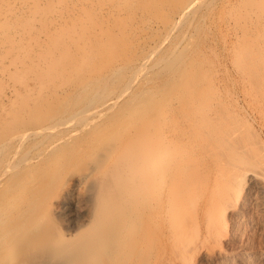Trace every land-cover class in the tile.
I'll list each match as a JSON object with an SVG mask.
<instances>
[{"label": "bare ground", "instance_id": "bare-ground-1", "mask_svg": "<svg viewBox=\"0 0 264 264\" xmlns=\"http://www.w3.org/2000/svg\"><path fill=\"white\" fill-rule=\"evenodd\" d=\"M29 1L38 6L20 9ZM61 1H44L50 19L34 15L53 37L13 31L29 37V50L14 43L6 56L11 30H0V75L13 82L0 114L9 132L0 139V264H149L162 216L168 232L177 229L195 197L182 182L164 186L204 158L201 174L246 179L261 196L264 162L193 43L199 11L214 0ZM222 7L240 31L234 46L244 42L232 50L244 94L264 121V0ZM122 34L134 44H120ZM43 36L52 38L45 46Z\"/></svg>", "mask_w": 264, "mask_h": 264}, {"label": "rangeland", "instance_id": "rangeland-1", "mask_svg": "<svg viewBox=\"0 0 264 264\" xmlns=\"http://www.w3.org/2000/svg\"><path fill=\"white\" fill-rule=\"evenodd\" d=\"M23 1L25 0H0V30L7 28L11 30L10 40H4L3 42L7 50L5 55L13 50L16 51L17 47L11 48L14 43L26 46L27 50L30 48L29 37L24 38L13 33L18 28H32L33 33L36 31L34 35L38 33L37 30H42V32H49L51 37L54 36L49 21L43 20L39 22V17L34 16L35 14L40 16L47 15L48 19H50L48 13H43L45 0H37L38 6L30 8L31 2L29 1L30 3H27L29 5L20 9L21 6L26 5ZM95 1L100 6L105 7L122 5L120 3L116 4L119 0ZM160 1L162 0H153L152 2L155 4ZM65 2L66 0H62L60 3L64 5ZM224 2H231V4L235 5L238 0H224ZM222 3L223 0H214L210 9L199 11L200 13L202 12L201 16L199 12V14L196 12L197 15L196 13L194 14L197 18L200 16L203 19L198 18L199 23L197 29H195L193 43L198 45V51H201L200 54L202 53L201 55L206 63H209L207 66L209 68L211 66L206 78L210 80L211 84L214 83L220 89L221 93L219 94H222V100L225 99L223 102L227 104H224L225 108L229 110L227 111L238 123L243 137L248 143L252 144L258 160L261 159L264 162V121L261 119L255 105L249 103L244 94L243 78L238 72L232 57L233 46L239 37L240 31L237 29L238 27H234L233 23H231L228 11L222 7ZM62 8L59 4V9L61 10ZM6 9L16 11L14 13L16 15L3 17V12ZM133 14L129 15L131 19L135 17V14ZM73 18L71 16L67 17L68 22L66 24L73 26ZM130 18H125L124 15H121L117 20H121L122 23L126 20L124 23L127 22L129 24ZM108 20H113V18H109L108 15L103 18V22H108L109 28L111 23ZM117 23L121 24V22ZM64 25L62 24L61 26ZM64 31L65 29L60 31L61 36ZM40 35L43 34L41 33ZM252 35L256 37L254 33ZM44 38L45 36L37 39L39 45L42 43L45 46L52 39L48 37L44 40ZM11 40L12 42L9 45ZM118 41H120V44H130L133 40L122 34L119 36ZM132 43L134 44V41ZM238 44L240 46L243 45V40H239L237 47L234 46V49L239 48ZM34 45L37 44L33 43L31 46L37 53L38 49ZM136 57L131 59L135 60ZM2 58L3 60L5 59L4 57ZM5 61L7 62V59ZM5 61L4 64H6ZM27 64L30 67L37 65L36 63L29 64L28 62ZM12 83L0 75V114L5 106L8 107L9 88ZM16 85L18 84L16 83ZM61 95L60 97L56 96V99L60 100ZM6 130L0 128L1 140L5 137ZM8 135L6 134V136ZM24 146L21 147L24 148ZM23 148H20V150ZM201 159L202 157H200L198 162ZM207 159L204 158V160L199 162L200 166L203 164L204 167H202L204 169L206 168L205 165L210 161ZM198 162L197 164H199ZM195 167L187 169L185 171L187 174L183 178L177 181H170L164 186L165 189L174 188L175 185L180 187L179 183L182 182L181 186L183 188L187 187L186 192H184L187 194L186 196L192 197L195 194V197L193 196L192 200H190L191 202L189 203L191 205L187 204L186 212H183L176 219V221L180 220V225L177 229H172L168 232V228L164 224L169 219H166L167 215L162 216L164 223L162 221L154 232L153 249L151 251L153 253L150 256L149 264H264V192H261V196H259V193L255 192L254 184L252 182L249 184L243 178L240 179L241 182L236 179H233V182L232 178L229 179V177H224L225 180L220 178L224 180H222L223 183L215 182L216 174L206 173L205 171L201 174L202 167L197 166L199 168H196L197 170ZM188 175L189 178L186 177ZM244 181L247 183H244ZM233 188L236 190H231ZM173 220L175 219L173 218Z\"/></svg>", "mask_w": 264, "mask_h": 264}]
</instances>
